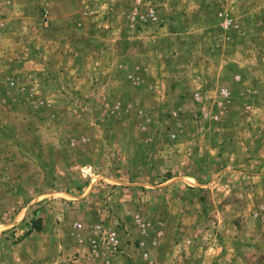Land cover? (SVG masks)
Wrapping results in <instances>:
<instances>
[{
	"label": "rangeland",
	"instance_id": "obj_1",
	"mask_svg": "<svg viewBox=\"0 0 264 264\" xmlns=\"http://www.w3.org/2000/svg\"><path fill=\"white\" fill-rule=\"evenodd\" d=\"M0 264H264V0H0Z\"/></svg>",
	"mask_w": 264,
	"mask_h": 264
},
{
	"label": "built area",
	"instance_id": "obj_2",
	"mask_svg": "<svg viewBox=\"0 0 264 264\" xmlns=\"http://www.w3.org/2000/svg\"><path fill=\"white\" fill-rule=\"evenodd\" d=\"M119 241V233L117 230H111L110 232L103 233L102 231L98 232L97 239L93 241L95 247L98 244H110V245H117Z\"/></svg>",
	"mask_w": 264,
	"mask_h": 264
},
{
	"label": "trees",
	"instance_id": "obj_3",
	"mask_svg": "<svg viewBox=\"0 0 264 264\" xmlns=\"http://www.w3.org/2000/svg\"><path fill=\"white\" fill-rule=\"evenodd\" d=\"M36 230L40 231L41 229L36 227Z\"/></svg>",
	"mask_w": 264,
	"mask_h": 264
}]
</instances>
